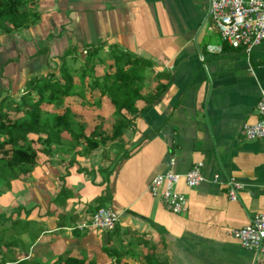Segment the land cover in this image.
<instances>
[{"label": "crops", "instance_id": "crops-1", "mask_svg": "<svg viewBox=\"0 0 264 264\" xmlns=\"http://www.w3.org/2000/svg\"><path fill=\"white\" fill-rule=\"evenodd\" d=\"M208 4L38 0L35 26L0 35V100L18 101L34 77L52 73L61 81L60 58L73 50L66 68L77 94L59 105L42 103L40 110L45 116L70 114V129L77 133L83 128L85 136L99 122L110 133L114 121L110 100L87 88L89 76L81 80L91 48H101L91 63L95 76L111 64L108 48L119 46L152 62L142 96L167 84L153 103H136V118L122 112L131 126L106 147L89 152L83 140L76 144L67 131L50 147L29 137L36 165L0 194V213L7 219L0 226V262L55 264L60 258H83L84 264H147L145 256L152 253L162 264L258 263L256 253L243 248L230 230L264 212V138L247 141L241 134L244 124L259 119L264 41L249 53L223 43L209 29ZM208 46H221V54L208 53ZM21 116L10 113L11 119ZM198 163L203 182L187 188L180 181L176 187L187 199L186 214L168 212L149 195L155 175H184ZM107 167L113 172L104 176ZM227 177L242 185L236 200L228 197ZM62 189L66 192L58 199ZM107 207L119 214L112 231L73 229Z\"/></svg>", "mask_w": 264, "mask_h": 264}, {"label": "trees", "instance_id": "trees-1", "mask_svg": "<svg viewBox=\"0 0 264 264\" xmlns=\"http://www.w3.org/2000/svg\"><path fill=\"white\" fill-rule=\"evenodd\" d=\"M37 1L0 0V35H13L35 26L39 21V14L36 11ZM100 50L101 48H91L90 52H87L86 69L82 70L81 80L84 81L85 77L89 76L90 82L87 88L91 92L97 91L100 96L107 97L113 105L114 121L110 133L105 132L102 122H99L92 132L85 136L83 128L77 133L70 129L73 124L70 114L45 116L40 110L42 103L54 102L59 105L64 97L77 94L72 75L66 68V59L73 51L69 50L60 58L61 81L55 80L52 73L34 77L26 84L25 92L18 101H13L10 97L0 100V194L10 188L12 181L17 180L21 175L29 174L36 165L37 152L32 147L34 140L29 139L30 136H35V141L50 147L59 139L62 132L67 131L71 140L76 144L83 140L85 150L92 152L118 140L130 128L131 121L122 114L123 111L128 116L136 118L139 113L136 107L138 101H143L146 105L151 104L165 91L167 84H159L154 94L142 96L141 92L147 81L146 72L152 68V62L135 56L119 46L108 48L107 55L111 64L107 66L103 75L95 76L94 66H91V63L95 61ZM100 62L104 63L103 60ZM157 78H163V76L159 75ZM34 96L38 98L35 100ZM21 112L23 116L10 118V113ZM40 135H45V138L41 139ZM61 151L68 152L63 149ZM73 151L69 150V153ZM102 154L104 157L105 151ZM65 192L66 190L62 189L57 198L62 197ZM2 216L3 213H0L1 227L4 221H7ZM18 223L19 221L16 220L15 224ZM3 246L4 237L0 235V251ZM6 247H9V244ZM145 261L147 264H162L152 253L145 256ZM4 263L5 259H2L0 264ZM62 263L84 264V259L60 258L55 264Z\"/></svg>", "mask_w": 264, "mask_h": 264}, {"label": "built area", "instance_id": "built-area-1", "mask_svg": "<svg viewBox=\"0 0 264 264\" xmlns=\"http://www.w3.org/2000/svg\"><path fill=\"white\" fill-rule=\"evenodd\" d=\"M207 23L209 29L220 34L221 41L233 49L242 48L249 53L264 41V0H209ZM210 54H221V46H208ZM259 117L254 124H244L241 134L247 141L264 138V91L256 106ZM202 164L192 166L184 175L172 171L155 175L148 183L149 195L159 200L164 208L175 215H184L188 209L186 197L177 191L180 181L187 188H196L203 182ZM219 183L218 175L213 178ZM225 185L230 200H236L242 185L234 178L227 177ZM119 221V214L112 208H98L89 218L75 225L79 231L110 232ZM230 236L239 244L256 253L257 264H264V212L255 215L249 224L240 229L230 230Z\"/></svg>", "mask_w": 264, "mask_h": 264}, {"label": "rangeland", "instance_id": "rangeland-1", "mask_svg": "<svg viewBox=\"0 0 264 264\" xmlns=\"http://www.w3.org/2000/svg\"><path fill=\"white\" fill-rule=\"evenodd\" d=\"M108 168H109V167H107V168H105V169L103 168V172H104V173H102V175L105 176V173H106V174H109L110 172H113V167H111L110 170H109ZM109 199H111V198H109ZM104 202L107 203V200L104 201ZM107 206H108V205H107ZM3 216H4V218H5V214H3ZM3 216H2V217H3ZM4 218H3V219H4ZM3 227H4V226H3ZM2 233H3V232H2ZM2 233H1V235H3ZM3 237H4V236H3Z\"/></svg>", "mask_w": 264, "mask_h": 264}]
</instances>
